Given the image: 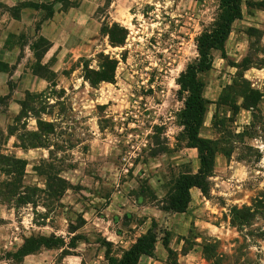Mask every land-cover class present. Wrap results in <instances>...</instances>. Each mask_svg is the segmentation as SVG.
Wrapping results in <instances>:
<instances>
[{
	"label": "rangeland",
	"instance_id": "374dc122",
	"mask_svg": "<svg viewBox=\"0 0 264 264\" xmlns=\"http://www.w3.org/2000/svg\"><path fill=\"white\" fill-rule=\"evenodd\" d=\"M242 1L202 76L219 125L203 134L229 156L174 218L159 202L198 167L177 80L219 0H0V264H112L151 228L161 264H264V0Z\"/></svg>",
	"mask_w": 264,
	"mask_h": 264
},
{
	"label": "trees",
	"instance_id": "16d2710c",
	"mask_svg": "<svg viewBox=\"0 0 264 264\" xmlns=\"http://www.w3.org/2000/svg\"><path fill=\"white\" fill-rule=\"evenodd\" d=\"M219 3L220 14L215 24L197 38L198 58L189 64L177 80L180 87L179 91L185 96L184 108L179 114L180 124L183 127V136L187 142V147L196 149L198 152L199 169L195 174L186 172L178 177L164 200L159 202L161 210L165 212L186 213L191 202L190 191L192 188H198L205 196H208L210 179L214 173L217 155L224 153L225 156H229L228 152L222 150L223 139L221 137L214 140L201 137V131L212 104L204 95L206 84L202 76L213 69L214 52L225 51L234 23L243 17L242 0H219ZM113 44L117 45L118 43L113 41ZM109 63L112 65L111 74L95 72L96 77L92 79L93 84L114 80L116 63L114 61H109ZM222 96L221 94L220 101L223 100ZM248 101L249 96H244L241 105L232 102V106H234L232 107L233 116H236L241 109L252 111L254 106L248 105ZM257 104L258 101L255 106ZM217 118V113H215L212 120L214 128L219 126L217 125ZM261 203L264 205V196L261 198ZM236 216L244 222H248L253 217L250 210L246 208L242 212H237ZM153 225L155 226V223ZM158 241L157 230L151 228L147 233L140 236L128 250L124 251L120 260H112V264H139L143 256H154ZM48 242L46 240L40 243L39 247L54 248V245ZM168 243V240L164 239V245L168 246ZM31 252L34 250H25L24 254L28 255Z\"/></svg>",
	"mask_w": 264,
	"mask_h": 264
},
{
	"label": "crops",
	"instance_id": "0c3cea01",
	"mask_svg": "<svg viewBox=\"0 0 264 264\" xmlns=\"http://www.w3.org/2000/svg\"><path fill=\"white\" fill-rule=\"evenodd\" d=\"M215 112H216V110H215L214 112H212L211 110L208 112V114H207V116H206L205 123H204V127L202 128V131H201V137L206 138V139H213V140L216 139L214 136H205V135L203 134V129L205 128V126L208 125V122H209V121H210L209 124L212 125V120H213V116H214ZM211 113H212V114H211ZM210 114H211V119L209 120V118H210ZM251 115H252V114H251V112H250L249 110L241 109V110L239 111V113L237 114V121H238V122H241V123H243V124H249L250 119H252V116H251ZM208 120H209V121H208ZM212 127H213V125H212ZM190 149H193V148H190ZM193 150H195V151L197 152L196 149H193ZM197 160H198V167H197L196 171L193 172V174L197 173V172H198V169H199L198 152H197ZM226 160H227V157H226V156L218 154L217 157H216V160H215V168H214V170L218 167L219 163H221V162H223V161H226ZM190 193H191V202H190L189 208L191 207L192 202H193L194 200H197V201H199V202H203V201H205V200L207 201V197H206V196L204 195V193H203L200 189H198V188H192L191 191H190ZM167 194H168V191H167L165 197L167 196ZM165 197H164V198H165ZM163 200H164V199H163ZM189 208H188V209H189ZM160 210H161V209H160ZM161 212L166 213V214H169L170 216H172V217H174V218H176V216H178V215H183V214H185V213H171V212H165V211H163V210H161ZM153 222H155V221L153 220ZM148 230H149V229H148ZM168 242H169V241H168ZM158 243H159V241H158ZM158 243H157V244H158ZM157 244H156V250H155L154 256H155V254L158 255V253H157V251H158V250H157ZM163 246H164V249L168 250V249H169V246H170V243H168V246H165L164 243H163ZM154 256H152V257L143 256V257L141 258V260H142L143 258H149V259L154 260V261L156 260L154 264H161V262H160L158 259H156V258L153 259ZM66 264H77V262H76V261H71V259H67V260H66Z\"/></svg>",
	"mask_w": 264,
	"mask_h": 264
}]
</instances>
